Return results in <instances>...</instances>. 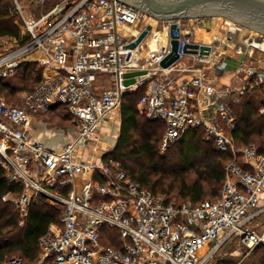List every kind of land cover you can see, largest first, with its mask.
<instances>
[{
  "label": "built area",
  "instance_id": "obj_1",
  "mask_svg": "<svg viewBox=\"0 0 264 264\" xmlns=\"http://www.w3.org/2000/svg\"><path fill=\"white\" fill-rule=\"evenodd\" d=\"M13 4L28 39L0 52V79L31 62L42 78L20 104L0 95V167L22 187L2 200L16 206L22 223L41 199L59 206L61 214L39 239L37 261L11 257L0 264H210L232 240L247 255L264 245V227L258 230L255 222L264 215V151L238 145L228 99L212 100L217 87L203 69L215 65L218 46L199 41L178 20L180 58L165 69L160 63L172 49V21L156 19L149 34L159 45L144 52L141 44L130 45L147 26L140 24L147 15L121 0H57L38 15L26 13L19 0ZM187 44H209L212 51L186 54ZM186 59L182 69L178 65ZM139 70L145 77L126 85V73ZM178 71L197 74L180 79ZM237 72L240 85L226 88L236 102L264 84V71L251 63L243 60ZM140 87L145 91L138 110L164 124L163 149L201 128L205 140L231 154L216 199L198 205L170 201L136 181L108 150L98 153L97 130L120 110L126 93ZM55 106L67 109L76 129L61 148L38 132ZM108 237L116 246L107 244Z\"/></svg>",
  "mask_w": 264,
  "mask_h": 264
},
{
  "label": "trees",
  "instance_id": "obj_2",
  "mask_svg": "<svg viewBox=\"0 0 264 264\" xmlns=\"http://www.w3.org/2000/svg\"><path fill=\"white\" fill-rule=\"evenodd\" d=\"M15 20L16 14L9 0H0V37H10L25 43L28 37L21 35ZM36 66L33 63L26 65L28 73L25 80L29 81L31 77L34 79L33 86L26 88L28 91L42 78V71L39 68L35 70ZM35 71L37 73L33 75ZM26 86L28 84L23 87ZM4 91L14 93V88L9 82L0 79V92ZM144 91L145 87H140L126 93L120 110V136L110 155L136 181L155 193L167 195L176 189L182 201H190L195 205L216 199L221 193L225 168L231 154L216 149L212 140H205L201 128H193L181 140L170 144L166 154L161 155L159 144L165 126L162 122L151 121L140 114L138 102ZM228 101L236 121L232 131L236 143L253 144L260 152L264 151V114L259 111L264 105V84L249 88L240 95L238 102L233 98ZM58 110L68 113L65 107L60 106H55L50 113ZM65 121L71 123L68 117ZM132 163L140 165L132 166ZM21 190L20 185L9 181L0 167V262L14 254H20L18 257L28 262L37 261L39 239L48 232L51 224L59 223L61 208L45 199L32 206L22 223L16 206L2 200L5 193ZM109 240L108 237L107 244L116 246L115 239ZM256 251L260 254L259 264H264V245L258 246ZM223 264H232V261L225 259Z\"/></svg>",
  "mask_w": 264,
  "mask_h": 264
},
{
  "label": "rangeland",
  "instance_id": "obj_3",
  "mask_svg": "<svg viewBox=\"0 0 264 264\" xmlns=\"http://www.w3.org/2000/svg\"><path fill=\"white\" fill-rule=\"evenodd\" d=\"M22 5L24 6V11L26 13L30 14H40L46 10H48L57 0H19ZM13 12L16 14V20L15 23L20 29L21 35H24V30L22 23L19 19L18 14L15 12L14 8V0H9ZM147 15V14H146ZM203 18H187V19H181V23L184 29L186 31H190L193 33H196V30L198 27H205L206 25H210V31L208 29H198V31L203 32L205 35H208L207 37L212 36H219L221 37L218 39L217 37H214L212 42L215 46H218L217 51V59L219 60L222 57H225V66L227 69L233 68L235 69L238 67L239 63L243 58H246V55L242 54L240 56L236 55H229L230 53H235L234 49L239 48V44H242L243 41L246 39L248 41L250 39V36L254 34H261L257 32L256 30L249 28L243 24H240L230 18H227L223 15H216L211 17H206L204 20H201ZM149 23L153 24L151 22L150 16H144L140 22L141 25H148ZM156 19H155V25H156ZM203 24L205 26H203ZM160 28V27H159ZM264 36V34H261ZM198 38V37H197ZM225 42L226 46L222 47V45L219 46V41ZM238 42L235 44V42ZM19 43L18 39L10 38V37H0V52H4L6 50H9L13 47H16V45ZM243 45V44H242ZM247 47H251L250 45H247ZM225 55V56H224ZM258 58V56H257ZM256 59V58H255ZM32 63V62H31ZM36 64V63H33ZM37 65V64H36ZM25 67V66H22ZM38 68L36 66L35 70ZM28 71L26 68H22L21 70L15 71L13 75L6 79H1V81L9 82L11 86L14 88V93H11L10 91H4L0 92V95L6 99V101L10 104H20L21 102V96L25 91H28L26 88H31L34 84V79L32 77L30 80H25V77L27 75ZM36 71L33 73V75H36ZM208 74V72H207ZM25 88L24 85H27ZM215 104H218V101L215 102ZM263 106V105H262ZM261 108V107H260ZM259 108V111H260ZM214 110V107L211 109ZM261 113V112H260ZM263 114V113H262ZM68 113L65 110H58L54 112H49L47 114V117L44 118V121L46 122V128H54L57 130H64V135H66L69 139H72L76 135V129L72 125V122L69 124L66 123L65 118L68 117L70 120V117L67 116ZM117 115V117L115 116ZM112 121V122H110ZM110 123V124H109ZM104 125V128L102 127ZM120 126H121V117H120V111L118 113H115L109 120L105 121L97 130L96 133V139L98 142L97 150L98 153H103L105 150H108L109 153L112 152L114 147L117 144V141L120 136ZM69 129V130H68ZM163 137V135H162ZM169 147V146H168ZM162 148V138L161 142L159 144V153L161 155H165L167 152V149ZM136 162V161H134ZM132 166H139L140 164L132 163ZM168 195V196H167ZM166 196L170 201L173 202H181L183 199L177 194V190L173 189L170 194H167ZM255 222H258L260 224L258 230H262L264 227V215L262 217H259L255 219ZM22 224V223H21ZM14 256H20V254H14L12 256H9L7 259L14 257ZM259 256L260 254L256 249H254L249 255H247V249L242 247L239 242L236 240H232L231 242H228L223 246V248L220 250V252L216 255L214 260L210 264H223L224 260H231L232 264H259Z\"/></svg>",
  "mask_w": 264,
  "mask_h": 264
},
{
  "label": "water",
  "instance_id": "obj_4",
  "mask_svg": "<svg viewBox=\"0 0 264 264\" xmlns=\"http://www.w3.org/2000/svg\"><path fill=\"white\" fill-rule=\"evenodd\" d=\"M151 16L158 21H172L169 28L171 37V52L161 61L162 68H169L180 58L179 26L178 20L187 18H206L223 15L240 24L264 34V0H121ZM153 25L148 24L139 34L130 47L135 48L149 35ZM177 32V34H175ZM260 34V35H261ZM264 37V36H262ZM255 46L254 44H249ZM212 46L209 44H187L184 47L186 54L209 55ZM147 72L145 70L126 73L125 84L136 83L137 78L142 79Z\"/></svg>",
  "mask_w": 264,
  "mask_h": 264
},
{
  "label": "crops",
  "instance_id": "obj_5",
  "mask_svg": "<svg viewBox=\"0 0 264 264\" xmlns=\"http://www.w3.org/2000/svg\"><path fill=\"white\" fill-rule=\"evenodd\" d=\"M205 18L201 19L204 20ZM206 25V24H205ZM203 24V26H205ZM204 27H198L196 30V33H194L196 35V37H198L197 39L199 41H202L204 43H208L212 41V37H207L208 35H205L203 32L198 31V29L202 30V29H208V31H210L209 27L210 25H206ZM202 28V29H201ZM217 37L218 39H220L221 37L219 36H214ZM150 42V41H149ZM239 42V41H238ZM237 41L235 42V44L238 43ZM243 44V45H242ZM242 44H239V48L234 49L235 53H230L229 55H238L241 57V55L245 54L246 58H243L241 60V62L244 60L247 63H251L253 64L259 71H264V52L262 51L263 48L259 49L256 47H246V44L243 42ZM148 46L152 47L153 45L151 44H145L144 47L142 48L144 50V52H147L151 49L148 48ZM245 46V47H244ZM252 46V45H250ZM225 56V55H224ZM258 56V58H257ZM256 58V59H255ZM187 62V59L184 61H182L178 66H180L182 69L185 67V64ZM225 57L220 58L219 60H216L215 65H210L204 66L203 71H207L208 72V76L211 77L217 87V93L212 97V100L214 101H218V100H229L230 98L235 97V93L234 94H229L226 92V88L227 87H238L241 83V81L238 79L237 77V67L235 69L233 68H229L227 69V67L225 66ZM179 72V76L180 79L183 78H187V77H191L192 75L197 74V72L194 71H178ZM205 100H207L209 102V100L206 98ZM211 102V101H210ZM121 110V108H120ZM120 110H118L115 113H118ZM113 113L111 115V117L115 114ZM117 117V115H115ZM110 117V118H111ZM121 117V116H120ZM112 122V121H110ZM110 124V123H109ZM40 127V126H39ZM104 128V125L102 126ZM39 135L43 137V140L45 141V143H47L48 145L52 146V147H56V148H61L64 143H66L69 138L67 136H62V133H60V131L54 128H46V129H38ZM86 154H88V152L86 151Z\"/></svg>",
  "mask_w": 264,
  "mask_h": 264
},
{
  "label": "bare ground",
  "instance_id": "obj_6",
  "mask_svg": "<svg viewBox=\"0 0 264 264\" xmlns=\"http://www.w3.org/2000/svg\"><path fill=\"white\" fill-rule=\"evenodd\" d=\"M151 19V22L154 24V26H155V19H152V18H150ZM250 38L251 39H249L248 41H246V39L243 41L245 44H246V47H247V45H249V44H254V45H256V46H258V47H261V48H263L264 49V37H262V35H260V34H254V35H252V36H250ZM151 42V44L153 45L152 47L150 46H148V48L149 49H156L157 48V46L159 45L158 44V39H156L155 37H153V35L152 34H149L144 40H143V42L141 43V45H140V48H143L144 47V45L146 44H150V42ZM245 47V46H244Z\"/></svg>",
  "mask_w": 264,
  "mask_h": 264
},
{
  "label": "flooded vegetation",
  "instance_id": "obj_7",
  "mask_svg": "<svg viewBox=\"0 0 264 264\" xmlns=\"http://www.w3.org/2000/svg\"><path fill=\"white\" fill-rule=\"evenodd\" d=\"M251 39V38H250Z\"/></svg>",
  "mask_w": 264,
  "mask_h": 264
}]
</instances>
